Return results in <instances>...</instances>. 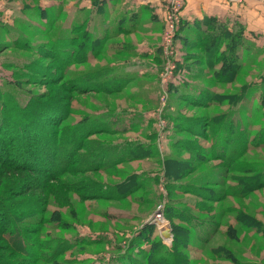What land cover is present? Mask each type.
<instances>
[{
	"label": "trees",
	"instance_id": "16d2710c",
	"mask_svg": "<svg viewBox=\"0 0 264 264\" xmlns=\"http://www.w3.org/2000/svg\"><path fill=\"white\" fill-rule=\"evenodd\" d=\"M8 1L21 4L15 14L30 21H17V16L16 29L0 24V35L9 34L11 40L0 41V52L10 47L29 59L21 66L6 65L11 78L0 84V264H59L63 250L51 247L45 238L51 229L67 228L60 211L49 213L50 198L60 192L65 200L70 186H75L73 192L79 197L129 204L126 200L142 189L143 180L135 181L134 173L117 167L141 156L135 148L132 156L108 158L106 147L94 165L85 167L89 138L107 132L92 121L84 125L87 116L75 120L77 124L66 123L73 94L98 90L94 85L79 86L77 80L86 73L76 76L74 69L77 58L82 62L80 39L87 33L78 35L81 23L65 25L58 0L45 7L42 0ZM20 25L36 38L34 43L31 37L24 39ZM243 34L242 27L234 32L219 26L212 45L204 49L211 87L198 84L197 94L191 95V85L183 82L184 107L172 116L166 114L173 133L171 150L159 156L165 191L159 197L165 200L163 214L170 226L171 245L162 242L153 224L141 220L126 244L118 243L109 264H191L187 255L192 249L190 238L207 244L220 236L231 243L239 240V226L264 236L263 223L242 203L264 188V155L247 157L251 151H264V67L252 76L260 50H252ZM36 87L46 90L36 92ZM101 171L110 178L108 194L97 193L106 185L96 176ZM87 172L91 173L88 187L92 194L83 195L88 190L83 184ZM67 175L75 179L67 180ZM79 176L82 183H77ZM130 207L124 209L130 211ZM101 216L111 219L113 215L104 211ZM202 225L205 236L198 231ZM100 239L76 236L71 243L98 246ZM209 252L221 260L237 261L226 245Z\"/></svg>",
	"mask_w": 264,
	"mask_h": 264
},
{
	"label": "crops",
	"instance_id": "0c3cea01",
	"mask_svg": "<svg viewBox=\"0 0 264 264\" xmlns=\"http://www.w3.org/2000/svg\"><path fill=\"white\" fill-rule=\"evenodd\" d=\"M43 3L51 6L57 1L45 0ZM58 3L66 17L65 25L81 23L82 30L78 35L87 33L80 39L82 62L79 64L77 58L75 66H81V69L76 68L77 71H84L83 66L92 67V80H96L92 85L98 89L93 101L105 97L108 103H113L99 110L100 113L107 111L115 118L100 120L98 125L107 128L106 139L98 138L108 145V158L115 154L132 156L136 148L137 156H141L136 160L142 162L143 168L133 173L154 175L157 172L154 165L157 153L152 142L155 124L149 113L156 105L157 73L161 66L162 0H58ZM221 24L234 32L242 27L251 49L260 50L252 66V76L260 71L264 60L263 1L184 0L176 52L184 82L191 85V95L197 94L194 90L198 84L202 88L211 87L208 86L211 74L205 65L204 49L212 45L211 40ZM78 42L76 40V48H79ZM175 111L176 107L169 103L165 113ZM131 164L129 168L135 167Z\"/></svg>",
	"mask_w": 264,
	"mask_h": 264
},
{
	"label": "rangeland",
	"instance_id": "374dc122",
	"mask_svg": "<svg viewBox=\"0 0 264 264\" xmlns=\"http://www.w3.org/2000/svg\"><path fill=\"white\" fill-rule=\"evenodd\" d=\"M13 1V0H10ZM45 1V0H44ZM0 13L2 15L0 19V24L9 26L14 29L17 28V24L14 26V21H16V17L18 16L17 21H30L27 16L19 18V15H16L18 10H16V6L20 7L21 4L14 2H9L8 0H0ZM41 5L45 7V4L43 3V0L41 2ZM35 21V20H34ZM16 23V22H15ZM10 28V29H11ZM23 32L26 33V36L24 39H28L31 37L34 39L32 42H35L34 36H31L28 31L22 27L21 25L18 27ZM1 33V31H0ZM4 34V33H3ZM1 43L4 41L6 43H10V37L8 35H0ZM4 51L0 52V84L5 83V81L11 78V69H6L7 66L10 64L13 65H23L27 62L26 53H22L20 51H16L12 48L3 49ZM160 54V51H159ZM161 58V55H160ZM264 58V57H263ZM43 63V61H39V63ZM261 63V62H260ZM262 64V65H261ZM260 64V70L262 66L264 67V60ZM161 66H162V59H161ZM158 69L157 73V79L158 74L161 69ZM81 66H78V68L75 66V72L76 76L80 75L79 73L85 72L86 75L82 79L77 80V84L79 86L84 85H92V83L96 82V80H87L85 78L89 77L92 79V74L90 73V70H92L91 66H83L84 71H77ZM77 68V69H76ZM180 68V67H179ZM81 69V68H80ZM19 73V72H17ZM20 74V73H19ZM3 75V77H1ZM176 82H174L175 84ZM183 83L176 85V86H170L168 89V104L165 108V111L168 110L169 103L173 106L182 109L184 107V104L182 102V99L184 97L181 96L183 93V89L181 86ZM187 84V83H186ZM29 88V87H28ZM83 88V87H82ZM177 89H182L180 92L176 91ZM46 89L41 87H36V92H42ZM129 91V90H126ZM97 91L92 90H86L84 92L77 91L73 94V98L70 103L71 108V116L67 118L66 123H71L73 125V122L76 123L75 120L87 116L88 118L85 119L84 125L86 121H92V123L97 127L99 125V121H107L110 119H115L114 117L111 118V116L106 113L102 112L100 113L99 110H103L101 108H106L109 106L108 104L113 105V103H108L107 98L105 97H98L95 101H93V95H95ZM181 93V94H180ZM156 105L155 108L151 114L154 118V136H153V145L155 147L156 153H158V156H156L154 165L157 169V172H155L154 175L141 174L140 172L136 173L135 181L143 180V187L139 191H136L130 197L128 198V202L123 203H110L104 200H90L91 197L85 196L86 198L79 197L76 192H73V190L76 188L75 186L70 188L72 191L68 194V198L65 200L61 197V193H55L50 198L51 206L49 207V213L53 211H60L62 213V219L66 222V228L67 230H59V229H51L49 232H47V239L45 242H47L51 247H58V250L61 249L63 251H60L61 254L59 256V264H109L110 260L113 257L114 249L116 246L121 244L124 246L126 244V241L133 233L134 229L139 225V221L148 220L150 215L154 212V209L156 206L163 200L162 197H159V194L161 193L162 196L164 195V192L160 191V182L162 180V174L163 168L161 165V161L159 156L161 157L162 154H165L166 152L171 150V143L169 142V138L172 136L173 133V124L171 123L169 117L166 116V113H163L164 121L165 123V130L163 132V139L161 142L163 153H160L158 148L155 145V141L157 138L156 130H157V121H158V115H156L155 111L160 108L161 105V95H160V89H159V82H158V92L156 94ZM98 105L102 106L99 107ZM116 105V104H115ZM114 105V106H115ZM114 108V107H113ZM115 109V108H114ZM93 111V112H92ZM189 114H191L192 110H186ZM198 112V111H197ZM114 114V112H112ZM111 113V114H112ZM171 113V116L176 114L175 112H169ZM77 124V123H76ZM89 128V127H88ZM105 128V127H102ZM101 129V127H100ZM101 131V130H99ZM106 132L102 133H95L89 138V153H87L88 157L84 158L86 164L85 167L88 168L90 166V163L94 165L93 163L97 162L99 160L100 156L105 153L106 148V142L100 141L98 137H102L106 139L105 135ZM121 147H124L123 143L120 144ZM128 147V145H127ZM94 154V158L90 157L91 152ZM122 151V150H121ZM101 155H100V153ZM168 154V153H166ZM259 155V157H262L264 155L263 150H256L251 151L248 153L247 157L249 159H253L255 155ZM123 163L120 165V167H117L119 170H126L128 172L133 173L134 171H139L141 168H143L142 162L139 160H134L133 163ZM88 164V166H87ZM134 165L135 167L129 168V166ZM147 168V167H146ZM154 168V167H153ZM90 172L85 173L84 175L87 176V180L83 182L84 186L88 184H91L90 182ZM135 175V174H134ZM98 178L101 179L102 183L105 185V187L101 188V192H97L99 194H108L110 191V188H108L109 179L106 176V173L100 172L96 175ZM78 177V176H77ZM84 177V176H83ZM67 180L75 179V177H70L69 175L65 176ZM79 179L81 181L82 176H79ZM77 183H82L81 182ZM52 185L56 186V183H52ZM80 185H78V188ZM77 189V188H76ZM164 190V188H163ZM81 193L83 195H89L92 194L89 187L88 190H83ZM33 193H30L31 195ZM37 194V193H34ZM56 194L58 196H56ZM139 197H143V199H139ZM132 203V204H131ZM242 203H244L247 207L246 211L250 212L251 214H254L256 219H258L261 223L264 225V188L260 191L254 192L250 198L244 200ZM64 207H60V206ZM131 205V207H130ZM121 209H120V208ZM124 207H130V211L127 209H124ZM108 211L109 214L113 215L110 218L106 219L105 217L101 216V212ZM130 216H138V219L131 218ZM128 221V222H125ZM130 221V222H129ZM129 223V224H127ZM237 226V225H236ZM206 227V226H205ZM204 225L200 227L198 231H200V235L205 236L207 233H204ZM238 228V236L239 240L234 242H226L224 241L223 237L216 236L211 240L209 243H199L194 238H190V245L191 250L187 252V255L189 259L191 260V264H264V236L262 234L256 233L253 229H247L243 228L241 226ZM202 231V232H201ZM171 233V232H170ZM76 236H85L89 237L90 239H98L101 245L98 246H88V245H76L71 243V240L75 238ZM166 246H170L172 243V235L169 240L162 241ZM220 245H226L229 248H231L232 251H234L237 261L236 262H230L228 260H221V258H215L211 255L209 252L210 249L216 248ZM67 246H70V248H67ZM121 247V246H120ZM58 264V263H57Z\"/></svg>",
	"mask_w": 264,
	"mask_h": 264
},
{
	"label": "built area",
	"instance_id": "2783aa9c",
	"mask_svg": "<svg viewBox=\"0 0 264 264\" xmlns=\"http://www.w3.org/2000/svg\"><path fill=\"white\" fill-rule=\"evenodd\" d=\"M235 2H243L244 0H232ZM263 1L264 0H260ZM164 4V17H163V32L161 34V40L159 45V51L162 59V66L158 74L159 89L161 95V105L155 113L158 115L157 121V138L155 145L163 153L161 142L163 139V132L165 130V119L163 113L168 104V89L170 86H176L183 83L185 80L182 69L179 68L177 63L176 52V37L181 25L182 10L184 6V0H162ZM174 82H176L174 84ZM164 154H162L163 156ZM163 180L160 182V191L163 192ZM165 195V192H164ZM163 200L156 206L154 212L150 215L147 222L153 224L160 235L161 231L170 229L168 221L165 219L163 211L165 206L164 197ZM162 238V237H161ZM171 238V237H170ZM169 238V239H170ZM164 239L162 240H169Z\"/></svg>",
	"mask_w": 264,
	"mask_h": 264
},
{
	"label": "water",
	"instance_id": "95a60500",
	"mask_svg": "<svg viewBox=\"0 0 264 264\" xmlns=\"http://www.w3.org/2000/svg\"><path fill=\"white\" fill-rule=\"evenodd\" d=\"M160 235L164 239H169L171 237L170 229L161 231Z\"/></svg>",
	"mask_w": 264,
	"mask_h": 264
}]
</instances>
